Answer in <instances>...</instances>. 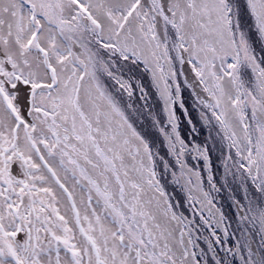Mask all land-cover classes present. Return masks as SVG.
I'll return each mask as SVG.
<instances>
[{
	"label": "snow or ice",
	"instance_id": "6c2138e0",
	"mask_svg": "<svg viewBox=\"0 0 264 264\" xmlns=\"http://www.w3.org/2000/svg\"><path fill=\"white\" fill-rule=\"evenodd\" d=\"M0 264H264V0H0Z\"/></svg>",
	"mask_w": 264,
	"mask_h": 264
},
{
	"label": "rangeland",
	"instance_id": "374dc122",
	"mask_svg": "<svg viewBox=\"0 0 264 264\" xmlns=\"http://www.w3.org/2000/svg\"><path fill=\"white\" fill-rule=\"evenodd\" d=\"M160 106L156 105V111L159 112ZM177 115H180L179 109L177 110ZM144 127L149 132V138L155 137L157 139V143L161 146V149H163L162 140L163 138L160 136V134L156 131V129L151 127V120L150 118L145 117L144 118ZM203 139V137H201Z\"/></svg>",
	"mask_w": 264,
	"mask_h": 264
},
{
	"label": "trees",
	"instance_id": "16d2710c",
	"mask_svg": "<svg viewBox=\"0 0 264 264\" xmlns=\"http://www.w3.org/2000/svg\"><path fill=\"white\" fill-rule=\"evenodd\" d=\"M178 110V109H177Z\"/></svg>",
	"mask_w": 264,
	"mask_h": 264
}]
</instances>
